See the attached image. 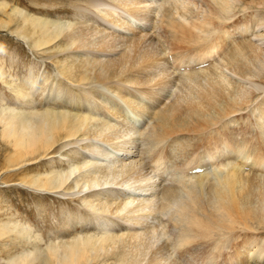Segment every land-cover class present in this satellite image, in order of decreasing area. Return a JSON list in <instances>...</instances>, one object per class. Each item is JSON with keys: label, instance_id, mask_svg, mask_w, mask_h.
I'll use <instances>...</instances> for the list:
<instances>
[{"label": "bare ground", "instance_id": "6f19581e", "mask_svg": "<svg viewBox=\"0 0 264 264\" xmlns=\"http://www.w3.org/2000/svg\"><path fill=\"white\" fill-rule=\"evenodd\" d=\"M233 1L155 0L154 8L150 0H112L130 17L121 26L132 32L125 38L111 32L108 24L121 23L120 15L106 9L102 0H45L72 8L63 9L71 17L58 21L31 14L39 8L0 5L5 26L21 17L17 32L30 39L34 49L72 51L55 58L66 83L58 82L56 88V77L43 75L41 80L31 73L15 84L14 101L1 106L0 136L10 154L6 167L16 171L26 166L23 172L28 174L27 166L61 152L67 167H51L50 173L27 176L23 183L82 206L77 214L64 217L63 236L51 239L46 249L38 244L11 264H181L172 259V251L187 256L198 245L208 249L198 253L204 260L194 264H226L219 258L227 249L234 250L228 264H264V100L247 118H240L244 107L259 97H250L243 88L235 92L225 72L227 68L244 79L260 77L264 53L244 39L253 29L249 18H243L246 26L230 23L226 28ZM256 4L264 5V0ZM96 11L104 15L101 22ZM136 21L145 22L144 28L156 22L167 46L163 38L156 42L142 36ZM218 56L223 58L220 65L210 62L202 68ZM171 62L186 72L172 78ZM191 67L195 70L187 71ZM44 84H49L44 92L48 102L41 105L34 95ZM178 86L185 91L181 88L182 94L163 106ZM225 119L232 124L247 119L244 129L255 128L248 146L235 140V132L224 134L228 128L233 131ZM138 120L144 122L139 130ZM223 120L224 131L212 132ZM193 140L206 146L203 156L189 155ZM169 148L172 154L166 155ZM147 155L149 162L141 164ZM148 164L151 177L145 170ZM197 167L202 172L190 174ZM72 180L80 189L77 193H71ZM119 190L124 193L118 195ZM162 217L168 218L164 224ZM153 222L161 223V232ZM170 222L178 233L160 244ZM78 223L81 227L75 228ZM119 223L126 228L118 230ZM7 231L4 224L0 236ZM18 235L31 232L22 228Z\"/></svg>", "mask_w": 264, "mask_h": 264}, {"label": "rangeland", "instance_id": "374dc122", "mask_svg": "<svg viewBox=\"0 0 264 264\" xmlns=\"http://www.w3.org/2000/svg\"><path fill=\"white\" fill-rule=\"evenodd\" d=\"M198 1H201V0H198ZM258 1L259 0H234L230 14L227 15L228 22H225V23L229 24L230 20L236 21L237 19H240L241 21L242 18L247 17V16L249 18L250 16L251 18L249 19V22H251V25L253 24V29L251 32H249L244 37V39L246 41H251L253 45H255L258 49H260V51L264 53V5H260V4L257 5L256 3ZM14 2L16 3L17 7L19 4L20 5L19 7L21 9L27 10L30 7L39 8L40 11L36 10L37 13L33 11L35 13H31V14H39L42 17L50 16V19L52 21H58V18L66 19V17L69 18L72 15V13L68 14L65 11H63V9L71 10L72 9L71 7L67 5L66 6L65 5H62V6L53 5L52 3H46L45 0H0V5L4 3L15 4ZM102 2L105 5H107L106 9L112 8V11L116 15H120L121 23H119L118 25L108 24V26H110L111 29L115 30V31L111 30V32L117 34L118 36L124 37V38L127 36L130 37L132 35V32L126 31L125 30L126 28L121 27L123 22L126 21L125 17H127L128 19L130 17H128L124 12L119 11V8H116L117 4L113 3L112 0H102ZM150 2L151 4H153L154 8H158V5L155 4L156 3L155 0H150ZM202 4L203 2L199 3V5H202ZM203 7L204 9H206L204 5ZM102 8L104 9L105 7H102ZM58 9H60V11ZM26 10H23V11L25 12ZM40 12H42V14H40ZM98 12L99 11H96L95 15H96V18L97 17L100 18L99 19L100 21L101 17L102 16L104 17V15ZM97 14H99V16ZM2 17H3L2 12H0V108L1 106H5L6 103H11V100L14 101L15 84H21V82L23 81V78L28 77L31 73L37 76L39 75L41 80L44 77L43 75L47 77H56L57 79L55 81L56 88L60 83H63V84L66 83L65 81L61 80V76L59 74L61 64L55 63V60H56L55 58L56 56L57 57L60 56L59 58L63 59V57L65 58L67 55H70L72 51L67 52L66 54H63L59 50L58 52L55 46L54 51L47 52L45 50L44 52L43 50L42 52H40L33 48V44L31 43L30 39L27 40L24 37H21V35L19 36L18 34L19 32L17 31L21 28L20 26L21 17L20 16L14 17L13 22L8 26L4 25ZM256 18H257V21H256ZM95 20L97 21V19ZM245 22L244 21L240 22L241 26L242 25L246 26ZM136 23H138L136 24L137 26L134 25L133 23H130L131 26L129 27H132L134 31H137L135 30L136 28L138 30L140 29L139 31L143 32L142 36H148L147 39L152 37L156 42L158 41L159 38H163L160 40L163 43H165L164 42L166 39L165 37L167 36H165L166 34L164 30L162 29V27L158 28L155 25L156 27L155 28L153 25H149L146 28H144L146 25L145 22L141 23L139 21L138 22L136 21ZM134 26H136V28ZM253 32L255 33V35L252 34ZM166 44L167 43H165V45ZM170 48L173 49L177 47L171 46ZM119 50H121V48H119ZM215 59L218 61V63L214 62L213 64L220 65V61L222 62L223 58L218 56ZM69 60L75 61L74 59H69ZM172 71L174 72V69L170 70L171 73ZM225 72L231 78L232 80L231 83L233 84L232 89L235 88V92L239 93L238 90H240V88H243L246 92L249 93L250 97H253V98L259 97L258 99L257 98L254 99L253 105L244 107L243 109L244 111L239 113L241 114L239 116L240 118L241 117L242 119L243 117L247 118V116L251 114V109L254 107H257V104L260 103L262 100H264V73L260 77H257V78L244 79L232 73L230 69L225 68ZM177 74L179 73L176 72L175 70V74H172V78H176ZM48 88H49V84H44V87L41 89V91L38 92L37 95L35 93L34 95L35 103L42 105L48 102L47 101L48 96L47 94L44 93ZM177 88L178 90L179 89L180 90L179 91L177 89L174 90L175 93H177L175 99L178 97V94L180 95L185 91L183 87L181 86L180 87L178 86ZM181 88L183 89L182 93L180 92ZM70 91H73L74 93H79V90L76 88H71ZM141 97L142 96H140V101H141ZM167 99H168V102H167ZM167 99L165 100V102L167 103H169V101L171 102L169 98ZM142 101H145V100H142ZM229 102L232 103L231 100ZM19 103H24V101H21ZM50 104L52 105L56 104L55 107H60V105H62V103H54V102H51ZM136 106H137V102H136ZM69 110H72V109H69ZM225 120L218 122V123L221 122L222 124L220 123L219 125L218 124L213 125L212 132H215L214 130H217V129L220 130V132H223L224 129L223 127L221 128V125L223 126L224 123L230 122L229 126L233 131H231L227 127L228 129L225 130L224 134L230 135L235 132L233 134V136L235 135L234 136L235 140L239 142L242 141V144L244 146H248L247 144L250 141L249 139L252 138V135L253 136L255 135V132H254L256 131L255 128L251 126L250 127L251 130L244 129L246 127L245 121L247 119H245V121L243 120L238 121L237 122L238 124L236 123L232 124L231 122L232 119L227 120L226 122ZM193 124L194 123H192V125ZM215 135H217V133L214 134V136ZM237 136L240 139L238 138L236 139ZM189 138L192 139L191 136H189ZM227 138L230 139L231 137L228 136ZM141 139L142 138L138 137V140H137L140 143V146L141 144H143ZM244 139H245V142H243ZM193 141H194L193 142L194 146L193 148L192 147L190 148L193 149L194 151L190 149L189 155L195 154L194 157H197L200 154V156H203L204 155L203 151L205 150L204 148L206 146L202 143L200 144L199 141L197 140H193ZM5 146L6 145L5 143L2 142L1 136H0V227H2L4 224H7V228L11 230V232L7 231L5 234H2V236H0V264H4V263L11 264L12 260L19 258L25 252L33 251L34 248L38 244H39L38 246H43V248L46 249L47 245L50 244L51 239H55L56 237H59L60 235H62V233H66L65 231L66 225L65 223H63L64 217L71 216L72 214H77V210L79 208H82V206L80 205L81 204L80 201H70L68 198L67 199L62 198L61 196H57L56 194L55 195H52L49 193L40 194L37 190H34V188H30L23 183V181L26 180L27 176L29 177L31 175H37V173H41V172H42L41 173L42 175L50 173L51 167L58 168V169L67 167V164H66L67 158L65 157V155H61V152H60V153H56L54 155L38 160L39 164L37 165L34 164L33 166H27L28 168L27 171H29L28 172L29 175H28L26 172H23L26 166L21 170L18 169L14 171L13 168H10L8 170V167L6 166H7V162H8V158L10 157V154L8 152V149L5 148ZM197 151L199 153H196ZM165 154L166 155L172 154L170 148L169 150L165 151ZM141 164H144V162H141ZM147 167L145 168L147 174L149 173L151 174L152 172H150L151 171L150 165L148 168ZM6 176L10 177V179H6L5 178ZM77 176L78 175L74 177L75 180L77 179ZM70 183L71 185L69 184V186L74 188V190L71 191V193L73 192L77 193V191H79L80 189L77 190L75 186V181L72 180ZM114 188L117 189L119 187L115 186ZM123 193H124L123 191L119 190L117 194L121 195ZM118 195L117 197H119ZM162 220H163L162 223L164 224V222L168 221V218H163ZM17 222L21 223L22 226L17 227ZM159 223L160 222H153V225L155 224V226L159 228V232H161L162 228L159 227ZM80 225L81 224L78 223L75 228L81 227ZM124 226L126 228L127 224L125 225L124 223H121V224L119 223L117 224L116 227L118 230H120V229H123ZM13 228H16V230L12 231ZM22 228L29 229V231L31 232V236L18 235V231H20ZM37 233H39V235H37ZM164 233H165V236L161 239L162 241L160 240L161 241L160 244H162L163 241H168L169 239L173 240L176 237L178 231L172 226L170 222L168 225H166ZM39 236L41 237V239L38 240L39 242L37 240H34L36 238L38 239ZM198 243H196V245L194 246H191V249L197 246ZM198 246L194 248L193 252L191 251L192 254L190 252V253H187V256H185L186 255L185 253V255H183L185 257L180 256L178 252L174 253L173 251L172 253L170 251L171 253L170 255H172L171 256L172 259L177 261L178 263L194 264L198 260H204V258L202 257L197 258L198 253H200L204 249H208L207 246L206 247L202 245H200L199 247ZM224 249H225L224 251H226V248ZM230 251H231V254L233 255L234 250L227 249V251L223 254L222 258H219V260H221L222 262L225 261V263L228 264V261H229L228 257H229ZM217 263L219 262L217 261ZM18 264H21V263H18Z\"/></svg>", "mask_w": 264, "mask_h": 264}]
</instances>
